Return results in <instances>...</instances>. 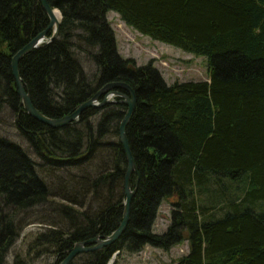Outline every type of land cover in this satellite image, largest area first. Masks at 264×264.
<instances>
[{"label": "trees", "instance_id": "obj_1", "mask_svg": "<svg viewBox=\"0 0 264 264\" xmlns=\"http://www.w3.org/2000/svg\"><path fill=\"white\" fill-rule=\"evenodd\" d=\"M47 2L61 14L57 37L18 62L34 108L62 119L115 82L135 96L125 128L136 166L129 220L117 241L85 252L80 264H107L116 251L146 245L169 251L183 241L189 250L176 264H264V0ZM109 11L151 40L205 58L208 80L168 84L152 61L137 65L121 56ZM48 24L38 0H0V115L11 111L31 150L0 135V264L20 236L21 216L40 206H54L56 219L29 249L38 257L53 248L54 264L75 243L108 236L122 221L123 97L61 127L22 105L12 57ZM115 90L130 97L127 89ZM172 196L171 223L155 233L161 202ZM12 264L30 263L17 253Z\"/></svg>", "mask_w": 264, "mask_h": 264}, {"label": "rangeland", "instance_id": "obj_2", "mask_svg": "<svg viewBox=\"0 0 264 264\" xmlns=\"http://www.w3.org/2000/svg\"><path fill=\"white\" fill-rule=\"evenodd\" d=\"M107 19L114 31L118 52L124 58L134 59L137 65L152 61L153 66L169 84L174 81L208 79L205 58L184 53L171 45L153 42L148 37L140 36L133 29L126 26L119 15L113 11L107 13ZM85 60L87 59L84 58L83 64L86 70L91 72L93 67ZM0 135L21 143L25 147V140L14 127L13 116L10 110L0 115ZM25 148L31 153L28 147ZM35 160L40 162L38 158H35ZM73 174L78 176L82 173L74 170ZM59 175H62V173ZM207 188L210 191L214 190L216 193L220 191L215 184H208ZM215 192L212 194L214 197H216ZM198 196L203 197L204 195L199 194ZM175 201L176 198L172 196L161 202L152 227L153 232L158 234L164 233L167 226L171 223V212L174 208L176 209L174 207L175 204L172 203ZM53 207L51 205L40 206L21 216V233L14 247L6 257V264H12L13 257L17 253L27 259L30 264H54L55 253L53 252V248L50 247L48 252H42L38 257H35V249H29V245L36 235L49 227V221L56 219ZM188 248L189 246L186 241L181 242V244L176 245L169 251L146 245L141 251L136 253L126 251L118 253L111 264H175L180 257L187 253ZM86 258L85 253L79 254L74 258L75 264L82 263Z\"/></svg>", "mask_w": 264, "mask_h": 264}, {"label": "water", "instance_id": "obj_3", "mask_svg": "<svg viewBox=\"0 0 264 264\" xmlns=\"http://www.w3.org/2000/svg\"><path fill=\"white\" fill-rule=\"evenodd\" d=\"M38 2L42 5L43 9L45 10L46 14L49 17V24L45 30H43L41 33L36 35L31 41H29L22 49L16 52L12 57L13 75L16 79L17 91L21 98V102L26 113L38 119L39 121L45 123L46 125H49L51 127H61L67 125L72 121H76L79 115L81 114V112L89 107H102L110 103L111 102L110 98L112 96H122L123 97L122 102L127 105L126 113L119 125V139L122 145L124 146L126 160H127L126 174L124 180L125 201H124L122 221L120 222L118 228L108 236H101V237L97 236L86 241L75 243L70 253L66 256V258L62 262L59 263V264H69L77 255L81 253L96 251L114 243L117 239H119L120 235L123 233L128 223L129 209H130L129 204L135 192L134 191L135 189L133 190L131 189L130 177L132 173L136 170V166L128 145L125 128L135 107V96H134V92L128 86L122 83L115 82V83H109L104 87H102L91 99L82 103L73 113L63 117L62 119L48 118L44 116L41 112H39L36 108H34V106L30 101V96L23 89L22 80L18 72V62L24 54L39 47L44 42L47 43L54 40L57 37L59 24H60V17L59 19H57L54 15V11L56 9L52 8L48 4L47 0H38ZM118 88L127 89V91L130 94V97H128L125 94H120L118 91H115V89Z\"/></svg>", "mask_w": 264, "mask_h": 264}, {"label": "bare ground", "instance_id": "obj_4", "mask_svg": "<svg viewBox=\"0 0 264 264\" xmlns=\"http://www.w3.org/2000/svg\"><path fill=\"white\" fill-rule=\"evenodd\" d=\"M54 15H55V17L57 18V19H59V17H60V12L59 11H57V9L54 11ZM217 194V197H219V198H222V196H221V193H216ZM218 214V213H217ZM219 215V214H218ZM217 216V215H216ZM118 240V239H117ZM116 240V241H117ZM179 244H181V243H178V244H176V245H179ZM176 245H174L173 247H175ZM173 247H171V248H173ZM170 248V249H171ZM188 250H189V248H188ZM187 253H188V251H187ZM187 253L185 254V255H187ZM184 255V256H185ZM183 257V256H182ZM181 258V257H180ZM179 258V259H180ZM178 261V260H177Z\"/></svg>", "mask_w": 264, "mask_h": 264}]
</instances>
